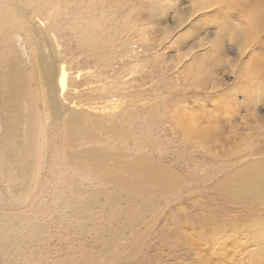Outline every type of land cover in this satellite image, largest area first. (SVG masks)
I'll list each match as a JSON object with an SVG mask.
<instances>
[{
    "label": "rangeland",
    "instance_id": "1",
    "mask_svg": "<svg viewBox=\"0 0 264 264\" xmlns=\"http://www.w3.org/2000/svg\"><path fill=\"white\" fill-rule=\"evenodd\" d=\"M22 1L73 82L52 120L21 34L0 264H264V0Z\"/></svg>",
    "mask_w": 264,
    "mask_h": 264
},
{
    "label": "bare ground",
    "instance_id": "2",
    "mask_svg": "<svg viewBox=\"0 0 264 264\" xmlns=\"http://www.w3.org/2000/svg\"><path fill=\"white\" fill-rule=\"evenodd\" d=\"M44 4L52 5L50 0H44ZM31 11L40 10H34L30 1L0 0V91L1 87H12L14 79L20 71H24L23 68L15 64V59H10L12 48L15 45L19 58L29 61L26 48L20 44L21 34H23L30 44V50L35 58L37 76L42 82L40 89L43 109L46 114L50 115L52 120H55L62 113L59 110V100L64 99L69 91L73 77L68 67L56 55L57 41L53 34L50 35L52 42L50 49L46 44L42 46L40 43L35 42V39H39L40 35H45L47 38L49 35L45 31V27L38 26L31 19ZM247 34L243 31L237 33L241 39L246 38ZM3 65H7V68L5 69ZM20 90L18 91L20 92ZM32 130L35 132L34 128ZM31 135L29 133V136ZM242 185V188L238 191L241 197L250 198L258 194L264 195V175H256Z\"/></svg>",
    "mask_w": 264,
    "mask_h": 264
}]
</instances>
